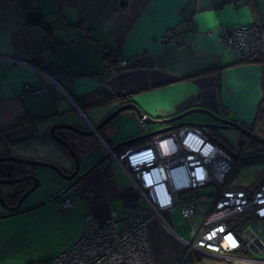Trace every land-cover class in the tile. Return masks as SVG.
<instances>
[{
    "label": "crops",
    "instance_id": "0c3cea01",
    "mask_svg": "<svg viewBox=\"0 0 264 264\" xmlns=\"http://www.w3.org/2000/svg\"><path fill=\"white\" fill-rule=\"evenodd\" d=\"M36 2L52 26L51 34L28 26L17 3L0 0V153L5 146H47L55 151L60 147L61 167L69 170V155L51 138V128L57 123L92 128L123 103H134L144 114L159 119L203 107L233 121L257 125L264 64L260 59L240 60L234 49L225 47L223 37L229 28L251 24L254 18L264 26V0H125V5L121 0ZM88 30L92 34L85 36ZM110 51L118 55L112 65L105 57ZM11 57L21 62H12ZM120 60L127 65L121 66ZM44 74L58 80L71 98L59 88L38 96L26 93V85L49 84ZM123 114L111 123L116 130L123 125L126 132L117 143L132 138L139 121L133 111ZM9 126L14 127L5 130ZM148 127H154L153 132L164 126ZM123 149L115 153L120 155ZM107 152L101 146L84 160V168ZM111 157L68 193L74 202L68 210L61 209L60 198L47 202L54 207L51 218L28 220L8 229L3 223L33 210L0 219V264H43L83 237L88 215L101 223L112 212L122 217L138 192L115 156ZM171 214L174 231L159 219L148 227L158 264H178L185 251L182 239L186 238L177 232ZM68 220L75 224L68 240L59 246L41 240L55 225L65 230ZM186 223L193 226L194 217ZM172 239L179 244L177 251Z\"/></svg>",
    "mask_w": 264,
    "mask_h": 264
},
{
    "label": "built area",
    "instance_id": "2783aa9c",
    "mask_svg": "<svg viewBox=\"0 0 264 264\" xmlns=\"http://www.w3.org/2000/svg\"><path fill=\"white\" fill-rule=\"evenodd\" d=\"M91 34V30L85 31V36ZM223 43L234 49L240 60L260 59L264 64V26L256 18L251 24L229 28ZM119 64L126 66L127 61ZM44 75L48 85H26L25 92L38 96L59 88L71 98L58 80ZM140 122L147 132L148 125ZM211 135L208 127L184 126L123 149L120 155L106 146L137 189L136 201L124 209L122 217L112 212L104 223L88 215L83 237L43 264H158L148 235L150 223L159 219L174 231L168 215L179 208L183 219L191 221L199 204L208 209L199 231L191 239H182L181 264L191 254L225 264H264V258L252 257L253 252L264 255V178L247 187L234 179L237 161L264 157V147L255 151L240 146L236 154ZM62 198L60 207L66 211L74 202L66 193Z\"/></svg>",
    "mask_w": 264,
    "mask_h": 264
},
{
    "label": "water",
    "instance_id": "95a60500",
    "mask_svg": "<svg viewBox=\"0 0 264 264\" xmlns=\"http://www.w3.org/2000/svg\"><path fill=\"white\" fill-rule=\"evenodd\" d=\"M125 0H121V4H123ZM118 98H121V96H117ZM133 111L136 113L137 118L140 121H143L145 124L148 126L150 125H159V126H164L163 128L153 131L150 133L143 134L140 137H136L133 139L125 140L122 142H119L115 144V146H112L111 150L112 152H115L119 149L122 148H127L133 144L141 143L149 138L163 134L166 132H169L173 129L176 128H181L184 126H194V127H208V128H213V129H234L239 131L241 134H244L248 136L249 138L257 141L261 146L264 147V138L253 134L251 130H248V127H252L253 125H246L243 123H240L239 121H233L231 119L224 118L223 116H220L218 114H215L213 111L208 110L206 108L200 107V108H193L190 110H187L183 113L176 114L175 116H172L170 118L166 119H159V118H153L152 116H148L144 114L136 104L134 103H123L121 106L116 108L112 113H110L106 118H104L99 124L95 125V130L100 131L101 129H104L108 125H110L118 116L123 114L124 112L127 111ZM193 114H203L207 115L211 118L212 121L218 122L219 125L217 124H206V123H181L186 117L191 116ZM180 122L179 124H177ZM141 123V122H140ZM56 129H64L66 131H71L74 132L75 134H78L80 136H83L85 138H92L96 136V131H87L83 130L78 124L72 123V124H55L51 130H50V135L57 141L59 142L66 150L69 155V162L71 164V168H73V172L71 174H67L69 172H66L64 168L56 165L55 163H48V162H36L31 159H26V158H18V157H8V156H2L0 155V177H4L5 179H0V186L3 185H13L16 183H20L25 180H33L35 182V185L28 190L19 200L17 206L11 207L6 204L1 198H0V212L6 210L9 211L8 214H0V219L7 218V217H12L15 215H19L28 211H32L35 209H38L47 203L44 202L42 204L35 205L33 207L27 208V209H22V205L24 202L27 200V198L32 195L37 188L40 186V181L37 179L35 176H28L23 179H13V174L15 171H17L19 168L17 167V164L20 165H25L26 169L27 168H35L36 166H44V167H49L55 170L60 174V176L65 180L66 182H69L70 184L66 186V188L58 194L57 196L53 197L51 201L58 200L61 198L65 193L72 192L74 189H76L79 184L88 176V174L97 166L105 163L106 161L110 160L111 157V152L104 153L98 161L94 162L93 164H90L86 168H84V160L88 159L97 149H101V146H96L93 150H90L86 153H81L78 154L74 151L72 146L65 140H63L61 137L56 136L55 131ZM239 145H243V141L239 142ZM7 146H5L6 148ZM261 155H264L261 154ZM259 155L256 156H251V157H242L241 159L243 160H248V159H254L258 157ZM18 171L20 172H25L28 170H24L22 168L21 170L19 169Z\"/></svg>",
    "mask_w": 264,
    "mask_h": 264
},
{
    "label": "rangeland",
    "instance_id": "374dc122",
    "mask_svg": "<svg viewBox=\"0 0 264 264\" xmlns=\"http://www.w3.org/2000/svg\"><path fill=\"white\" fill-rule=\"evenodd\" d=\"M261 101V97L259 98L257 104H256V113L258 110V105ZM126 114V112H125ZM123 114V115H125ZM185 122H189V123H209L212 120L210 118H208L207 116L203 115V114H193L191 116L186 117ZM137 123V129L135 134H133L132 138L129 139H133L136 137H140L143 134L146 133H150L152 132V130L154 129V127H151L150 130H148L147 132L144 131L143 127L141 126V123L136 120ZM117 125L113 124V125H109L108 127H106L105 131H106V138L113 141V144H117V139L119 137H121V134L124 135L126 132H124V128L123 125L120 124V126L118 125V128L116 130ZM211 130V137L213 139H216L217 137V142L221 143L222 145H224L229 151H232L236 154L239 153L240 151V145L238 142V133L237 131H235L234 129H227V130H219V129H213L210 128ZM260 135L263 136L264 138V132H261L260 130H258ZM127 139V140H129ZM99 141V140H98ZM100 142V141H99ZM251 147V146H248ZM31 149H36L39 150V153H34V154H29L31 160H34L36 162H48L51 163L50 161H55L54 163L58 166H62L64 165L63 163V159L60 158L62 157L61 155L59 156V154L57 152H62L60 147H56V149L58 151H55V149L53 147H47V146H30ZM260 146L259 148L255 149V151H260ZM254 150V149H253ZM263 154V153H261ZM58 155V156H57ZM53 163V162H52ZM117 168H120L119 165H117ZM32 172H34L35 177H37V179L40 181V186L37 188V190L30 195L27 200L24 202L23 207H25L24 209H27V206H29L32 203V206L34 203H38L40 200H46L48 199L50 196L55 197L58 194L56 193L57 189L56 186L58 187L57 184H59L60 182H64L63 178L60 176V174L58 172H56L55 170H53L52 168L49 167H44V166H36L35 168H31ZM264 175V157H259L257 159H253L250 161H244V160H238L237 161V166L235 168V174H234V179L236 180L237 184L239 186H250L253 185L254 183H256L257 181L261 180L262 176ZM56 193V194H55ZM62 199V198H61ZM60 200V199H59ZM43 201H41L40 203H42ZM208 209V206L206 204H199L198 207V213L194 215V221L195 224L193 226H191L190 224H187L186 221L183 219L180 209L176 208L173 212H172V217L174 219V222L176 223L177 226V232L182 235L184 238L188 239L191 237V235H193L195 232H197L198 228L200 227V223L203 221L204 219V212H206ZM40 210V211H39ZM37 211V212H36ZM39 211V212H38ZM53 211H54V207L51 204H46L44 206H42L40 209H36L33 210L32 212H29L27 215V213H25L24 215H20L17 217H14V220L11 223H3L7 229L10 227H14L15 225L18 224H24L26 223V221L28 220H36V219H41V218H51V216L53 217ZM27 215V216H26ZM61 214L59 213V216ZM71 221H65L64 225H65V230L60 231L61 229L59 227H57V225H55L56 227L54 228V231L49 232L43 239L42 237V241L44 240V242L46 243H54V242H58V246L60 245V243L64 242V240H68L69 235L71 233V227H73L72 230H74V223L71 224ZM37 239V237L34 238L33 242H35ZM263 239H264V235H263ZM173 243L175 244V249L174 251L178 250V246L179 244L176 242L175 239H172ZM253 258L256 259H263L264 255L261 254H257L255 252H253L252 255ZM194 264H225L224 262L220 261V260H216L210 257H204L202 261L194 263Z\"/></svg>",
    "mask_w": 264,
    "mask_h": 264
},
{
    "label": "flooded vegetation",
    "instance_id": "af4514ba",
    "mask_svg": "<svg viewBox=\"0 0 264 264\" xmlns=\"http://www.w3.org/2000/svg\"><path fill=\"white\" fill-rule=\"evenodd\" d=\"M22 123H25V121L24 122H21L20 124H22ZM57 124H62V123H57ZM211 124H217V125H219L218 122H214V121H211ZM80 127L83 130H87V131L94 130V131H96L95 130V126H93L92 128H84L82 126H80ZM105 129H106V127L104 129H101L100 131H96V136L95 137H92V138H85L83 136H80L78 134H75L74 132L66 131L64 129H56L55 134H56V136H59L63 140L67 141L72 146V148L74 149V151L76 153H78V154H81L82 153L83 154V153H86V152H88L90 150H93L96 146H115V144H112L111 143V140H109V139L106 138V135H105L106 134V131H105ZM219 130H226V129H219ZM248 130H251L253 132V134L258 135V136H260V137L263 138V136L260 135V133L258 132V130H257V128L255 126L253 128L252 127H248ZM235 131H237V130H235ZM237 132H239V131H237ZM31 135L32 134H27V137H30ZM238 136H239L238 142L243 141V145L242 146H251L254 150L257 149V148H259L260 144L257 141L249 138L248 136H246L244 134H241L240 132L238 133ZM51 138H53V137L51 136ZM57 144L60 145V146H62L59 142H57ZM29 148H30L29 145H25V146L23 145L22 147L15 146L13 148H12V146H7L0 153V155H2V156H8V157H18V158H26V159H29L30 158L29 157L30 155L21 153V150H23V149L24 150H27V149L29 150ZM260 148H262V146H260ZM17 167L20 170L22 168H24V170H27L25 165L17 164ZM18 170L15 171V173L13 174V177H12L13 179H23V178H26L28 176H35L34 172H32V171L31 172H29V171L20 172ZM73 170L74 169L71 168V167H70L69 170H66L65 169L66 172H69L67 174H71L73 172ZM0 179H5V178L4 177H0ZM69 184H70L69 182H66L64 180V182H62L60 184V189H58L59 191L57 192V194H60L61 192H63V190ZM33 185H35V182L33 180H25V181H22L20 183H16V184H13V185H8L7 184V185L0 186V198L4 202H6V204L8 206H11V207L17 206L20 198L28 190H30L33 187ZM66 194H68V193H66ZM51 199H52V197L51 198L49 197L45 201L44 200H40L39 201V204H42L44 202H46V203L47 202H51ZM41 201H43V202L40 203ZM37 205H38V203H37ZM24 208L25 207H23V205H22V209H24ZM4 213L8 214L9 211L4 210V211L0 212V214H4Z\"/></svg>",
    "mask_w": 264,
    "mask_h": 264
},
{
    "label": "trees",
    "instance_id": "16d2710c",
    "mask_svg": "<svg viewBox=\"0 0 264 264\" xmlns=\"http://www.w3.org/2000/svg\"><path fill=\"white\" fill-rule=\"evenodd\" d=\"M5 1H11V2H15L17 3L24 11L25 14V19H26V23L28 26L33 27V26H37V27H42L44 28L49 34L52 33V26L51 24L46 20L45 15L43 14V12L40 10V8L37 5L36 0H5ZM61 4L63 2H65V0H60ZM74 1V0H71ZM126 4V2L124 3V5ZM116 52L110 51L108 53L105 54L106 60L109 61V64L112 65V60L113 58L116 56L118 57V55L115 54ZM112 99H108L107 101H111ZM257 130H260L261 132H263L264 130L262 129V127H264V92H263V97H262V101H261V105L258 109V116H257V125H254ZM253 126V127H254ZM14 126H9L6 129H12ZM259 132V131H258ZM137 144H133L134 145H138ZM129 146V147H132ZM261 146V145H260ZM66 152L67 150L61 146ZM127 147V148H129ZM125 148V149H127ZM264 178V175L262 176L261 180ZM259 180V181H261ZM257 181V182H259ZM203 256L198 255V254H191L186 261H184L183 264H194L197 262H200L203 260ZM48 262V261H47ZM182 260L180 259L178 264H181ZM46 263V262H45Z\"/></svg>",
    "mask_w": 264,
    "mask_h": 264
}]
</instances>
